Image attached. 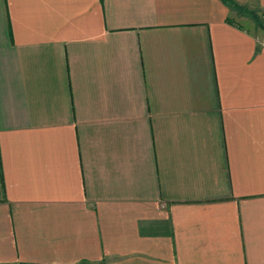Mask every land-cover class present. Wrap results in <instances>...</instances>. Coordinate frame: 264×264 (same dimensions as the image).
<instances>
[{
  "label": "crops",
  "instance_id": "0c3cea01",
  "mask_svg": "<svg viewBox=\"0 0 264 264\" xmlns=\"http://www.w3.org/2000/svg\"><path fill=\"white\" fill-rule=\"evenodd\" d=\"M250 12L0 0V264H264Z\"/></svg>",
  "mask_w": 264,
  "mask_h": 264
},
{
  "label": "rangeland",
  "instance_id": "374dc122",
  "mask_svg": "<svg viewBox=\"0 0 264 264\" xmlns=\"http://www.w3.org/2000/svg\"><path fill=\"white\" fill-rule=\"evenodd\" d=\"M249 14H247V17L252 20H249L250 26L264 36V14L257 12H250Z\"/></svg>",
  "mask_w": 264,
  "mask_h": 264
}]
</instances>
